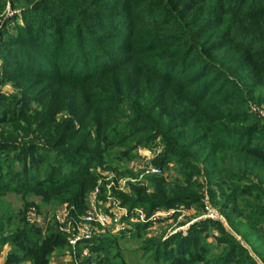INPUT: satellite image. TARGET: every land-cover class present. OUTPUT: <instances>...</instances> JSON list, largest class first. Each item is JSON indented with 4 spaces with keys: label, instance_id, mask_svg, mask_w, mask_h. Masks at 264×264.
<instances>
[{
    "label": "rangeland",
    "instance_id": "obj_1",
    "mask_svg": "<svg viewBox=\"0 0 264 264\" xmlns=\"http://www.w3.org/2000/svg\"><path fill=\"white\" fill-rule=\"evenodd\" d=\"M195 46L227 70L213 115L168 81ZM0 54V264H31L23 231L62 238L48 264H264V0H0ZM92 146L83 202L33 187ZM112 202L119 232L85 222Z\"/></svg>",
    "mask_w": 264,
    "mask_h": 264
},
{
    "label": "trees",
    "instance_id": "obj_2",
    "mask_svg": "<svg viewBox=\"0 0 264 264\" xmlns=\"http://www.w3.org/2000/svg\"><path fill=\"white\" fill-rule=\"evenodd\" d=\"M196 48L195 46V48L187 52L186 55L176 60L175 63L169 61L172 67H170L168 71V81L176 83V85L181 87L190 100L196 99L198 101L197 103H203L200 104L202 105L201 110L208 115H213V108L217 100L226 94V88L228 86L223 88L221 86L222 83L226 81L227 70L223 69V67L215 68V60H213L212 56H209L219 50L217 46H214L211 50L205 51L204 53L203 49L200 48L203 53L202 57L199 53L195 52ZM0 57L9 61L14 67H18L21 63H24V61L12 59L5 54H0ZM261 69H264V66ZM159 133L161 132L159 131ZM101 141L105 144V148H110L114 144L120 147L128 145L126 142L127 139L121 141L117 140L111 143L106 137H103ZM2 145L3 144H0V147ZM1 150H3V148H0V151ZM242 152L247 158L254 159L260 162L261 166H264V151L260 148H244ZM81 153L86 156V158L80 160L82 168L74 169L75 171L73 172L69 171V174L68 172L65 173L66 175L54 162H44L43 173L39 178L34 180L32 183L33 187L62 203L74 204L72 203L74 201L83 202L91 182L90 175L88 174V167L100 165L104 158L103 153L105 152L99 147L92 146L81 148ZM2 179H4V176L0 175V192L8 189L6 185L2 186ZM15 241H18L15 244L18 252L23 255V257L29 259L31 264H48V260L52 253L59 248L62 238L57 234H49L43 238L36 235L29 236L28 233L23 231ZM101 247L104 248L102 245ZM186 258L187 259L178 258L175 254L172 255L170 253L168 255L167 264H187L188 261L201 262L202 259L199 256H192L190 254H187Z\"/></svg>",
    "mask_w": 264,
    "mask_h": 264
},
{
    "label": "built area",
    "instance_id": "obj_3",
    "mask_svg": "<svg viewBox=\"0 0 264 264\" xmlns=\"http://www.w3.org/2000/svg\"><path fill=\"white\" fill-rule=\"evenodd\" d=\"M122 216H127L126 209H121L117 206L116 203L112 202L109 205L107 212L101 213L93 211L92 213H89L84 220L85 222H94L102 227L112 226L115 232H119L121 229L120 220ZM136 217L140 222L143 221V216L141 212L136 211ZM70 225V223H66V225L60 228V231L64 234H69V232L71 231ZM80 239V235L75 237L74 235H71L68 238L67 242L69 245H71V247L74 248V245H76Z\"/></svg>",
    "mask_w": 264,
    "mask_h": 264
}]
</instances>
